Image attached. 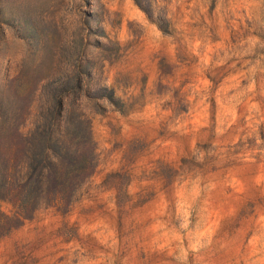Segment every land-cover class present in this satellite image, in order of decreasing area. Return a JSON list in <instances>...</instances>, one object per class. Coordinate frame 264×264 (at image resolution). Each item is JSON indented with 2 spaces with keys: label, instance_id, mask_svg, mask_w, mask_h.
Here are the masks:
<instances>
[{
  "label": "rangeland",
  "instance_id": "1",
  "mask_svg": "<svg viewBox=\"0 0 264 264\" xmlns=\"http://www.w3.org/2000/svg\"><path fill=\"white\" fill-rule=\"evenodd\" d=\"M81 114L92 170L0 264H264V0H0V147Z\"/></svg>",
  "mask_w": 264,
  "mask_h": 264
},
{
  "label": "trees",
  "instance_id": "2",
  "mask_svg": "<svg viewBox=\"0 0 264 264\" xmlns=\"http://www.w3.org/2000/svg\"><path fill=\"white\" fill-rule=\"evenodd\" d=\"M58 107H63L61 101ZM62 120L58 113L53 122ZM76 120L71 130L58 126L43 135L49 146L38 143L31 149L15 130L10 132L13 141L0 147V238L31 219L42 206L68 208L72 204L81 172L92 170L96 158L89 120L83 114ZM26 152L31 159H24Z\"/></svg>",
  "mask_w": 264,
  "mask_h": 264
}]
</instances>
